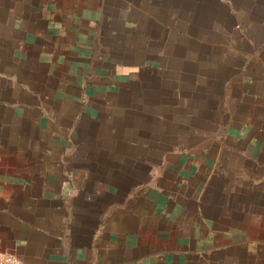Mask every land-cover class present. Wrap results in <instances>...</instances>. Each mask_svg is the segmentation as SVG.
I'll use <instances>...</instances> for the list:
<instances>
[{"label":"crops","instance_id":"1","mask_svg":"<svg viewBox=\"0 0 264 264\" xmlns=\"http://www.w3.org/2000/svg\"><path fill=\"white\" fill-rule=\"evenodd\" d=\"M0 242L264 264V0H0Z\"/></svg>","mask_w":264,"mask_h":264},{"label":"built area","instance_id":"2","mask_svg":"<svg viewBox=\"0 0 264 264\" xmlns=\"http://www.w3.org/2000/svg\"><path fill=\"white\" fill-rule=\"evenodd\" d=\"M0 264H24L13 252L4 250L0 242Z\"/></svg>","mask_w":264,"mask_h":264}]
</instances>
